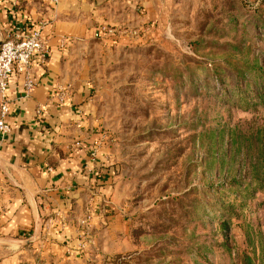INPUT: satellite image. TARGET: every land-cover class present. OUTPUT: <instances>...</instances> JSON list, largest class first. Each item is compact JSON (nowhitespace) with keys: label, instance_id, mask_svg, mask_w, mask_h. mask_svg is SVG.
<instances>
[{"label":"rangeland","instance_id":"rangeland-1","mask_svg":"<svg viewBox=\"0 0 264 264\" xmlns=\"http://www.w3.org/2000/svg\"><path fill=\"white\" fill-rule=\"evenodd\" d=\"M100 1L72 51L110 180L66 258L264 264V0Z\"/></svg>","mask_w":264,"mask_h":264},{"label":"crops","instance_id":"crops-1","mask_svg":"<svg viewBox=\"0 0 264 264\" xmlns=\"http://www.w3.org/2000/svg\"><path fill=\"white\" fill-rule=\"evenodd\" d=\"M100 2L0 0V42L10 31L28 34L42 26L48 50L44 63L35 59L28 68L29 94L17 70L8 78L11 134L0 135V264H85L65 254L79 250L82 210L103 197L99 189L108 188L110 173L87 130L91 91L72 47Z\"/></svg>","mask_w":264,"mask_h":264},{"label":"built area","instance_id":"built-area-1","mask_svg":"<svg viewBox=\"0 0 264 264\" xmlns=\"http://www.w3.org/2000/svg\"><path fill=\"white\" fill-rule=\"evenodd\" d=\"M57 2V0H54ZM42 26L32 32L10 31L0 42V135L8 137L11 128L6 123L10 113L12 101L7 97L8 78L13 70L24 76L23 88L27 94L34 86V80L28 74V68L36 60L40 63L46 61L48 54L46 40L43 36ZM64 94L59 98L64 101Z\"/></svg>","mask_w":264,"mask_h":264},{"label":"trees","instance_id":"trees-1","mask_svg":"<svg viewBox=\"0 0 264 264\" xmlns=\"http://www.w3.org/2000/svg\"><path fill=\"white\" fill-rule=\"evenodd\" d=\"M255 180H253V182H254ZM257 185H261V184H263V182H255Z\"/></svg>","mask_w":264,"mask_h":264}]
</instances>
